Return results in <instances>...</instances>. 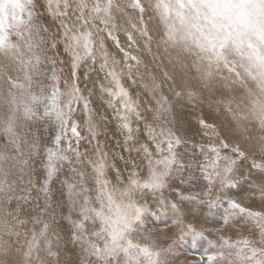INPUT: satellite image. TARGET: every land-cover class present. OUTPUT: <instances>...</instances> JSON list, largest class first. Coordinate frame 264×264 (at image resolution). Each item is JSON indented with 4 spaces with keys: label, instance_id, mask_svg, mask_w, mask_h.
Returning <instances> with one entry per match:
<instances>
[{
    "label": "snow or ice",
    "instance_id": "snow-or-ice-1",
    "mask_svg": "<svg viewBox=\"0 0 264 264\" xmlns=\"http://www.w3.org/2000/svg\"><path fill=\"white\" fill-rule=\"evenodd\" d=\"M0 139V264H264V0H0Z\"/></svg>",
    "mask_w": 264,
    "mask_h": 264
},
{
    "label": "rangeland",
    "instance_id": "rangeland-1",
    "mask_svg": "<svg viewBox=\"0 0 264 264\" xmlns=\"http://www.w3.org/2000/svg\"><path fill=\"white\" fill-rule=\"evenodd\" d=\"M117 22L123 23V21L122 20H119V19H118ZM121 40L123 42V36H121ZM107 48H108V51H109L110 54L115 55L117 57V59H122L121 54L119 53V51L117 49H115L113 47L111 41H108L107 42ZM152 52H153V56H156V54H157L156 53V49L154 50V48H153L152 49ZM140 55L143 56L144 54L141 52ZM170 56L171 57H174L175 54H174V56H172V55H170ZM152 59L153 58L151 56H145V62L148 63L149 65H152ZM156 63L157 64H163L159 60H157ZM164 66L170 72H173L177 76L181 74L179 66L173 68V66L171 64H169V62H168V64H164ZM124 84H125L126 87L129 88V91H130V93L133 96H135L136 95V92L138 90H140V89H138V87L132 86L131 85V82L127 79L126 76L124 77ZM141 98L143 99V97H141ZM109 115H110V113H109ZM112 127L114 129L115 126L113 125ZM99 139H100L101 143L104 144L105 151H116V152L121 151V149L116 146L117 139H119L121 143L123 142V138L120 137L119 134H117L116 136H113L111 133H109L107 137H105L104 135H101L99 137ZM245 141H246L245 144H244V142H241V144H242V147H244L246 150H250V145H254L256 143L255 139H253L252 137H249ZM22 146H24L23 142L21 143V147ZM26 147H25V149L23 151L25 153H27V152L30 151V149L28 147L27 148ZM3 150H4V141L2 139H0V151H3ZM81 150L84 151L83 149H81ZM89 151H91V149H89ZM12 154H15L14 151L12 152ZM11 164H12L11 161L4 162V165H5V167L7 169L11 168ZM245 174H247L246 173V170H245ZM109 175L111 176V173H109ZM245 188H247V185H245ZM255 198H256V200H258L257 194H254V193H251V192H248V191H243V192H241L237 196L238 201L241 202L243 206L252 208L253 210H257L255 208V206L251 204L252 200L253 199L255 200ZM28 227H31V225H29ZM153 235H154V239H155L156 243L158 245H161V246H167V244L170 243L171 242V239H172V232L171 231H169L167 233V235H162V234H153ZM201 254H203V247L198 248L196 250V255L190 256V257H188V259L189 260H199V256Z\"/></svg>",
    "mask_w": 264,
    "mask_h": 264
},
{
    "label": "bare ground",
    "instance_id": "bare-ground-1",
    "mask_svg": "<svg viewBox=\"0 0 264 264\" xmlns=\"http://www.w3.org/2000/svg\"><path fill=\"white\" fill-rule=\"evenodd\" d=\"M153 48H154V50L156 49V53H157L156 56L159 57V61L161 63H163V65L164 64H168L170 55L174 56V54H175L174 51H170V53H165L163 47H159L158 48L156 46V44H153ZM204 99H205V104H207L208 100H209V97L207 96V93H205ZM221 119H227V117L222 116ZM249 127H251V126L249 125ZM241 142H244V144H245L246 141L242 140ZM25 147H26L25 145L21 147V151L22 152L24 151ZM2 166L4 168H6L4 163H3ZM251 204L254 205L257 210H260L261 201L259 199L258 200H256V198H255V200L253 199ZM6 210H9V205L7 203L6 197L4 195L0 194V220L4 219L6 217ZM4 239H8V237L4 236Z\"/></svg>",
    "mask_w": 264,
    "mask_h": 264
}]
</instances>
